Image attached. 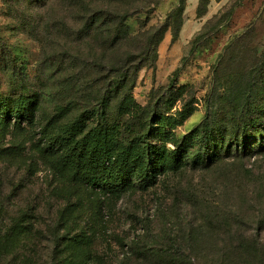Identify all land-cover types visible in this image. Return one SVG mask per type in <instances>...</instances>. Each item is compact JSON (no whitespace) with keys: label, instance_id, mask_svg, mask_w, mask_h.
<instances>
[{"label":"rangeland","instance_id":"1","mask_svg":"<svg viewBox=\"0 0 264 264\" xmlns=\"http://www.w3.org/2000/svg\"><path fill=\"white\" fill-rule=\"evenodd\" d=\"M177 4L154 0L151 14L128 20L131 33L141 31V19L148 20L147 28L165 25ZM78 26L69 0H0V47L5 50L0 96L40 94V123L12 122L0 131V229L17 219L34 228L28 254L21 255L30 264H56L48 229L63 216L73 234L81 233L69 250L92 264H175L173 254L174 259L206 264L223 257L229 237L224 223L232 211L248 212L252 228L264 216V152L229 158L210 169H168L155 185L133 186L116 195L73 180L57 155L41 151L46 119L66 122L98 107L104 81L111 77L109 61L130 48L123 45L120 52L107 51L103 57L91 38H81ZM263 45L264 0H188L177 39L171 28L163 32L153 54L113 98L110 117L124 92L145 106L170 85H188L169 113L194 107L174 129L182 136L213 115L216 104L228 109L223 91L245 82ZM168 146L173 148L171 142ZM247 169L252 175L246 176ZM249 182L256 183L250 186L256 203L245 196ZM1 259L0 264L24 263Z\"/></svg>","mask_w":264,"mask_h":264},{"label":"trees","instance_id":"2","mask_svg":"<svg viewBox=\"0 0 264 264\" xmlns=\"http://www.w3.org/2000/svg\"><path fill=\"white\" fill-rule=\"evenodd\" d=\"M35 1L46 4L49 0ZM187 1L178 0L165 25L147 28L148 20H139L141 31L133 35L128 20L151 14L154 0H69L72 21L79 24L77 33L81 38H91L94 49L103 51V57L107 51L120 52L123 45L130 47L109 61L111 77L104 81L98 107L87 108L66 122L52 116L42 124L41 151L45 156L57 155L73 180L117 195L133 186L146 189L155 185L168 169L178 171L189 166L210 169L229 158L264 152V45L256 63L246 72L245 82L231 84L223 91L221 100L228 109L216 104L218 109L213 115H206L182 136L174 129L194 113V107L187 106L185 112L175 115L169 113L188 85H170L165 94L154 97L145 106L137 104L124 92L115 117H110L113 98L118 97L132 74L153 54L163 32L171 28L173 39H177ZM153 29L156 35L149 36ZM4 53L0 47V58H4ZM39 108L38 92H25L17 97L0 96V131L12 122L20 126L25 121L37 125ZM170 142L173 148L168 146ZM248 173L251 174L249 169L246 176ZM252 184L248 183L245 196L255 202L257 197L250 190ZM247 216L248 212L232 211L229 222L224 223L229 236L226 253L206 264H264V216L256 222V228H252L253 220ZM67 219L63 216L57 225L48 229L56 264H92L90 259L77 260L74 249V252L69 250L81 233L73 234ZM33 231L34 228L24 226L18 219L12 226L0 229V261L1 257L14 258L19 263L30 264V259L21 255L28 254L26 246H31ZM176 256L171 255L175 264H202L195 258L174 259Z\"/></svg>","mask_w":264,"mask_h":264}]
</instances>
